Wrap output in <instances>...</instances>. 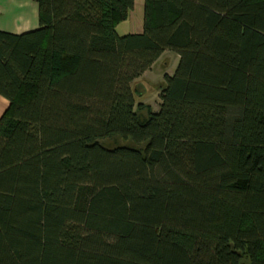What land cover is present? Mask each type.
<instances>
[{
  "label": "trees",
  "instance_id": "trees-1",
  "mask_svg": "<svg viewBox=\"0 0 264 264\" xmlns=\"http://www.w3.org/2000/svg\"><path fill=\"white\" fill-rule=\"evenodd\" d=\"M34 2L0 32V264H264V0H145L124 36L134 0Z\"/></svg>",
  "mask_w": 264,
  "mask_h": 264
},
{
  "label": "rangeland",
  "instance_id": "rangeland-1",
  "mask_svg": "<svg viewBox=\"0 0 264 264\" xmlns=\"http://www.w3.org/2000/svg\"><path fill=\"white\" fill-rule=\"evenodd\" d=\"M144 2L145 0H134L133 9L129 12L127 19L117 26L116 33L119 36L139 34L135 33L138 29H141L139 31L142 32ZM178 63L179 57L177 54L170 51L164 52L159 60L153 65L151 70L133 84L132 88L136 93V103L141 102L143 105L149 106L153 111L157 110L160 104V94L166 87L164 76L167 75L171 77L174 74ZM143 113L144 112H142V114ZM98 143L107 149H113L115 147H130L143 150L144 148L143 146L136 147L130 142H124L119 137H110L98 141Z\"/></svg>",
  "mask_w": 264,
  "mask_h": 264
},
{
  "label": "crops",
  "instance_id": "crops-1",
  "mask_svg": "<svg viewBox=\"0 0 264 264\" xmlns=\"http://www.w3.org/2000/svg\"><path fill=\"white\" fill-rule=\"evenodd\" d=\"M37 30H39L38 6L34 0H0V32L21 36ZM139 30L141 29L135 33H140ZM8 107L9 102L0 95V118Z\"/></svg>",
  "mask_w": 264,
  "mask_h": 264
}]
</instances>
